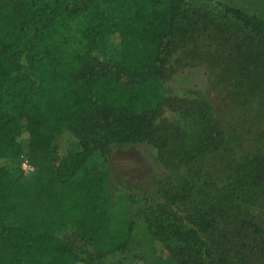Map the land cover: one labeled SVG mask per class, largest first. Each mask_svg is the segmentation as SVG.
<instances>
[{"label":"trees","instance_id":"1","mask_svg":"<svg viewBox=\"0 0 264 264\" xmlns=\"http://www.w3.org/2000/svg\"><path fill=\"white\" fill-rule=\"evenodd\" d=\"M195 2L213 14L200 13ZM102 3L122 14H107L93 0H0V264H94L104 247L125 248L131 224L110 217L90 192L85 161L138 141L153 145L164 166L183 169L176 181L158 180L139 211L174 264L264 262V126L255 139H230L236 130L226 134L206 104L159 100L148 89L164 77L168 43L206 24L220 41L207 69L234 79L230 93L252 92L264 84V19L219 0ZM235 31L239 40L227 54L219 51ZM110 44L118 61L106 70ZM120 77L136 84L122 87ZM166 110L195 124V140L186 143L178 125L161 119ZM18 120L24 130L14 132ZM64 136L72 149L59 155ZM220 150L223 166L213 162L212 171L200 158ZM20 156L34 170L30 190L49 198L52 185L66 184L82 198L67 194L63 211L30 234L4 223L6 201L22 178Z\"/></svg>","mask_w":264,"mask_h":264},{"label":"rangeland","instance_id":"2","mask_svg":"<svg viewBox=\"0 0 264 264\" xmlns=\"http://www.w3.org/2000/svg\"><path fill=\"white\" fill-rule=\"evenodd\" d=\"M226 5L236 8L247 16L264 19V0H219ZM101 10L110 15H121L117 5H105L102 0H93ZM200 13L210 16L213 14L209 8L200 4H192ZM210 10V11H209ZM32 30H30L31 32ZM238 32H233L230 39L221 42L220 50L227 54L231 44L239 40ZM220 41L215 38L213 29L206 25L197 24L187 36L167 49L162 50L164 60V77L153 82L148 88L151 95L157 99H173L175 101H197L206 104L209 110L216 114L224 126L225 133L236 130L231 138L244 136L246 142L263 130L264 126V84L256 87L252 92L233 91L230 93L231 84L223 79L215 69H207V62L214 55ZM118 61V49L115 44H110L102 61V69L112 70ZM101 69V68H99ZM122 87L136 84L120 77ZM223 93V94H221ZM247 96L248 100L244 101ZM246 102V103H244ZM235 111H238L236 115ZM161 119L178 125L186 143L195 140V124L188 117H180L176 113L164 111ZM255 128L249 132L248 128ZM14 132L24 130L21 120L11 124ZM227 130V132H226ZM257 132V133H256ZM264 132V130H263ZM58 154L63 155L71 147V139L63 137ZM221 150L217 156L201 157L210 170L215 171L212 163L222 168L224 159ZM210 158V159H209ZM85 168L91 170L93 182L90 192L102 198L105 202L108 215L116 220L130 222V238L125 248L109 252L106 247L101 250L99 258L94 264H174L166 255L161 245L154 240L142 221L139 211L146 205V199L153 200L154 185L163 178L172 181L178 180L183 169L166 167L157 159L156 148L145 142L138 141L124 149L116 148L109 154L95 152L90 154L85 161ZM219 174V173H218ZM221 173L219 184H222ZM32 175H22L20 185L12 192V197L6 201L4 223L8 226L23 227L29 234L49 216L56 217L62 199L69 193H76L80 201L81 191L72 185L55 183L51 186L46 198L45 192L39 188L29 189ZM34 190V191H33ZM263 229H264V223ZM91 252V248H88ZM259 264H264L260 262Z\"/></svg>","mask_w":264,"mask_h":264},{"label":"built area","instance_id":"3","mask_svg":"<svg viewBox=\"0 0 264 264\" xmlns=\"http://www.w3.org/2000/svg\"><path fill=\"white\" fill-rule=\"evenodd\" d=\"M19 168L22 172V175H32L34 172L33 168L27 163L23 156H20Z\"/></svg>","mask_w":264,"mask_h":264}]
</instances>
